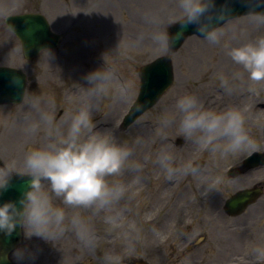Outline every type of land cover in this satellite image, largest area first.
<instances>
[{
	"label": "rangeland",
	"instance_id": "obj_1",
	"mask_svg": "<svg viewBox=\"0 0 264 264\" xmlns=\"http://www.w3.org/2000/svg\"><path fill=\"white\" fill-rule=\"evenodd\" d=\"M153 8L166 11L165 22L152 26ZM168 9L180 13L172 18ZM22 12L44 13L53 29L63 34L56 49L45 50L30 62L4 22L6 15ZM181 17L178 0H0V65L23 68L28 75L23 102L0 105V159L4 165L12 171L29 172L24 164L26 154L61 142L73 115L84 106L91 112L93 131L108 132L132 149L124 168L106 177L110 184L125 185L119 200L104 207L74 206L64 204L53 193L54 202L66 211L63 232L46 241L31 235L32 229L25 223L23 242L12 254L16 261L134 264L142 258L153 264H198L193 261L198 255L204 264H227L234 254L229 264H264V257L257 258L255 252L257 246H264V193L238 217L218 212L227 197L251 188L255 179L224 176L222 170L252 150L264 149V80H251L227 54L229 47L243 43L238 41L241 36L249 40L264 34V23L245 15L221 26L219 42L188 37L171 53L172 87L138 121L120 129L122 117L138 94L139 67L167 51L153 41L152 34L167 31ZM96 69L108 78L87 81L86 75ZM186 93L196 95L207 109L239 110L254 144L224 153L190 138L187 148L174 152L171 141L185 137L179 128L176 99ZM247 104L249 112L244 109ZM87 134L84 130L82 138ZM162 152L169 153L171 163L180 169L171 178L159 163ZM192 158L204 160L206 167L185 172L183 166ZM207 171L212 175L205 174ZM261 173L264 176V169L256 176ZM42 186L51 191L47 181ZM207 209L215 216L210 211L206 215ZM73 215L91 229L90 242L77 233L71 223ZM228 224L233 225L229 229L233 239L224 237ZM190 241L195 247L182 252L180 247Z\"/></svg>",
	"mask_w": 264,
	"mask_h": 264
},
{
	"label": "clouds",
	"instance_id": "obj_2",
	"mask_svg": "<svg viewBox=\"0 0 264 264\" xmlns=\"http://www.w3.org/2000/svg\"><path fill=\"white\" fill-rule=\"evenodd\" d=\"M264 2V0H261ZM215 0H178L182 12V23L195 24L209 42H219L223 31L216 21L224 19V14L212 16L209 13ZM252 18L264 23V13H251ZM152 39L165 50L170 47V37L166 30L155 31ZM228 56L247 71L251 80H264V34L228 48ZM108 78L99 69L89 72L85 79L101 82ZM19 80V77H15ZM227 83V81H225ZM99 90V88L97 89ZM180 112L179 128L185 137L198 144L208 145L227 153L251 146L254 141L249 136L244 117L235 108L214 111L204 108L194 94H183L176 99ZM95 124L87 106L81 107L72 117L67 134L59 143L30 150L24 160L31 179L18 201L6 200L0 203V232L10 235L19 224H27L31 235L49 240L60 235L65 227V208L53 200V193L68 205H111L120 199L125 185L120 182L110 184L106 177L118 173L129 160L132 149L116 142L108 132L93 131ZM88 134L82 138V132ZM224 143H216L217 141ZM159 163L171 178L180 169L174 166L172 156L160 153ZM136 168L140 165L137 163ZM185 172H196L198 168L191 161L183 166ZM11 166L0 167V190L5 189L11 178ZM50 187L45 189L43 181ZM77 233L86 242L93 239L89 226L78 215L71 218ZM257 258L264 257V246L255 249ZM23 254L18 255L21 258Z\"/></svg>",
	"mask_w": 264,
	"mask_h": 264
},
{
	"label": "water",
	"instance_id": "obj_3",
	"mask_svg": "<svg viewBox=\"0 0 264 264\" xmlns=\"http://www.w3.org/2000/svg\"><path fill=\"white\" fill-rule=\"evenodd\" d=\"M230 2L215 0V4L210 7L208 14L212 16L219 13L224 14V19L216 21L217 24L221 25L228 18L242 11L240 6L235 8L233 7L234 4ZM8 23L13 27L15 25L16 31L23 40L26 56L29 59L37 55L42 48L55 47L60 39V35L50 33L46 20L43 17H37V15L10 17ZM172 29L169 41L170 51L178 49L189 35L197 33L204 36L203 33L197 30L195 24L184 25L182 20L174 25ZM139 75L141 77L140 94L124 119V127H127L143 112L153 106L170 87L174 79L172 60L169 55L159 57L141 67ZM15 77H19V80ZM24 78L25 76L19 70L0 68V103L21 101L25 88ZM30 179V174L11 175L8 186L0 190V203L6 200L18 201ZM252 195L253 192L251 191L242 192L233 198L235 199L233 203L244 206L254 198L255 195L253 197ZM21 240L22 225L18 224L10 235L0 232V264H16L11 261L9 254L20 244Z\"/></svg>",
	"mask_w": 264,
	"mask_h": 264
},
{
	"label": "bare ground",
	"instance_id": "obj_4",
	"mask_svg": "<svg viewBox=\"0 0 264 264\" xmlns=\"http://www.w3.org/2000/svg\"><path fill=\"white\" fill-rule=\"evenodd\" d=\"M168 6V5H167ZM154 10H150V16H151V18H152V20L154 21L153 23H152V26L154 25V24H158V23H160V22H165V19H164V17L166 16V11H163L162 9H160V11H158V9L157 8H153ZM155 9H156V11H155ZM179 14L180 13V11H174L173 13H172V11H171V9H168V16H171L172 18H174V16L176 15V14ZM247 39V38H246ZM245 38H243V36H241L240 38H238V41H242V42H245V41H247ZM249 39V38H248ZM250 40V39H249ZM224 89V88H223ZM225 90V89H224ZM226 94V93H225ZM144 136V135H143ZM142 136V137H143ZM214 202H218L216 199H214ZM218 218H220L219 216H217ZM263 221H264V218H263ZM233 235H234V233H232V232H226V234L224 235V237H227V238H229V239H233ZM229 253V252H228ZM234 256V254L232 255V257Z\"/></svg>",
	"mask_w": 264,
	"mask_h": 264
}]
</instances>
